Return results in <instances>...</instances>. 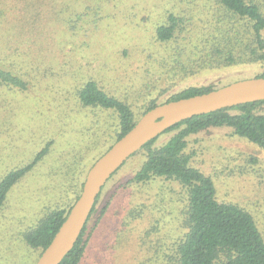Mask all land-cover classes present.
<instances>
[{"label":"rangeland","instance_id":"374dc122","mask_svg":"<svg viewBox=\"0 0 264 264\" xmlns=\"http://www.w3.org/2000/svg\"><path fill=\"white\" fill-rule=\"evenodd\" d=\"M183 1L188 0L176 2L179 9ZM156 2L103 0L98 11L101 27L76 37L63 53L57 51L54 64L51 55L46 60L38 55L34 70L22 67L32 77L28 92L0 90V178L30 162L44 143L52 141L47 154L11 188L0 208V264H27L36 257L38 251L25 244L23 234L46 212L68 203L66 187L61 188L68 182L63 169L76 155L87 153L86 164L81 160L73 171L83 181L93 158L89 148L96 145L94 152L99 153L110 142L116 115L82 108L76 95L81 82L94 78L111 94L135 99L136 108L142 106L145 93L151 90L156 95L166 83L170 66L165 59L171 50L154 40V23L161 18ZM142 16L148 20L142 22ZM179 52L180 60L191 54L188 49ZM29 56L33 58L32 53ZM35 68L46 69V76ZM258 68L246 64L201 72L169 91L191 84L220 87L233 76L239 80L247 78L245 74H259ZM185 151L191 165L213 179L218 198L249 210L264 236V149L235 136L230 128L217 127L191 135ZM140 164L141 156L130 158L105 183L88 222L96 232L80 264H176L175 248L187 231L186 192L164 178L131 182Z\"/></svg>","mask_w":264,"mask_h":264},{"label":"trees","instance_id":"16d2710c","mask_svg":"<svg viewBox=\"0 0 264 264\" xmlns=\"http://www.w3.org/2000/svg\"><path fill=\"white\" fill-rule=\"evenodd\" d=\"M177 1L180 2H156V7L161 8L158 12L161 18L154 23V40L169 45L171 50L170 56L165 59L170 66L165 76L166 83L160 85L156 95L151 90L145 93L142 106L136 108L135 99L111 94L94 78H86L78 86L77 101L82 108L110 110L117 120L109 144L97 154L94 152L96 145L89 148L93 157L89 168L149 109L218 88L211 84H191L169 91L190 76L215 72L227 66L254 64L259 67L260 73L243 76L264 77V0H188L183 1L180 9L176 6ZM195 1L200 2L194 5ZM101 2L103 0H0V90H9L11 94L28 92L32 77L22 67L26 65L34 70L38 55L41 60L51 55L54 64L57 51L63 53L66 47L75 44L76 37H83L101 27L103 19L98 14ZM146 9L149 11L148 7ZM146 19V16L140 17L142 22ZM186 49L191 54L188 59L180 60L179 51ZM29 53L33 54V58L30 59ZM192 55L195 59L189 58ZM35 69L38 74L46 76V69ZM50 73L54 74V70ZM236 77L233 76L222 86L238 80ZM217 127L230 128L235 136L264 149V100L179 121L146 142L107 181L130 158L141 156V164L131 182L164 178L181 185L186 192L187 231L176 245V264H264V236L253 214L239 203L218 198L213 179L191 165L190 156L185 151L191 135ZM164 134L168 136L159 142ZM51 144V140L47 141L30 162L7 171L0 178V208L11 188L47 154ZM86 157L87 153L76 155L62 171L68 178L67 185L61 184V188L66 187L69 200L66 206L52 208L23 234L25 244L38 251L27 264L36 262L78 198L85 177L80 181L73 171L79 169L81 160L86 164ZM106 184L99 192L73 247L59 264H80L88 242L96 232L88 227V222L96 211L97 200ZM105 210L106 205L102 207V213Z\"/></svg>","mask_w":264,"mask_h":264},{"label":"water","instance_id":"95a60500","mask_svg":"<svg viewBox=\"0 0 264 264\" xmlns=\"http://www.w3.org/2000/svg\"><path fill=\"white\" fill-rule=\"evenodd\" d=\"M259 100H264V77H252L236 80L206 93L162 103L146 111L89 168L78 198L35 264L60 263L77 240L102 187L146 142L194 115Z\"/></svg>","mask_w":264,"mask_h":264}]
</instances>
